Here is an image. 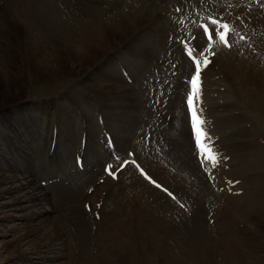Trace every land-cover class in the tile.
<instances>
[{
	"label": "bare ground",
	"instance_id": "obj_1",
	"mask_svg": "<svg viewBox=\"0 0 264 264\" xmlns=\"http://www.w3.org/2000/svg\"><path fill=\"white\" fill-rule=\"evenodd\" d=\"M100 1H102L104 5L102 8L103 10H98L96 13L103 21H101L100 25H98L96 24V18L91 16L89 18V26L92 27V30L90 32L89 28L80 29L79 34L82 36V40L80 39V41L74 37H66L63 35L61 29L64 28V26L58 18L56 12L48 3L43 4V6H45L43 7L41 4L33 6L30 4L31 2L26 1L27 3L24 4L22 1L21 5L16 6V12L12 15V17L8 19L6 23H1L3 26V28L0 29L1 119H3L5 116H8V112H10L8 107L17 105L19 108H21L23 106L21 103L22 94L25 88L24 85H26L27 81H33L42 85H49L55 83L57 80H64L65 75L70 73L74 74L72 79L79 78L78 81H80L81 84H85L87 86L89 93H92L100 100L108 102V94H125V91L121 89L120 85H117L118 83L108 76L97 75V79H94V82L90 80L91 76L94 77L92 61L96 62L97 59L101 60L104 59L105 56L108 57L107 52L108 50H111L109 48L118 42L124 41L125 39L140 43L141 46L146 45L149 52H155V58L157 60L154 58L153 60H155V62L152 63L151 61L152 64H149L151 67L148 68L149 72L151 69L153 70L152 75H154L155 70H163L164 67H167L169 71L172 66L175 68L171 69L170 72L175 71L178 75H180V69L183 67L185 70L182 72V75L183 73H193L194 68L192 67H194L193 64L195 63L189 62L188 58L184 59L183 62L179 60L181 59L183 51H185L187 55L189 51H192L193 55L201 61L202 70L199 78L203 82L212 84L213 82H216L218 78H222L219 76L221 72L225 71V76L226 74H229V76H226V78L230 81L229 87L232 90V92L230 91V95H232L240 105H244L246 108H250L253 106L251 104L257 103L254 104V107L256 109L263 110V105L261 103L263 101L262 99L264 98V0H171L172 2L168 0H151L152 2L150 4L144 5L142 7H139L140 1L142 0H112V2L108 4L104 0ZM95 2L97 1L94 0L93 3ZM162 7L165 8L162 9ZM177 9H180V11H177ZM92 13L95 12L92 11ZM212 20L218 21V24L212 25ZM199 24H202V26L208 24L210 32L216 33H219L222 30L219 27L220 24H227L229 26V31L227 32V42L230 46H225L222 44L220 42L219 35H215L211 41V44H209L208 38L204 37V34L203 36L201 35V32L198 28ZM149 31H151L150 34H148ZM193 37H195V39H193ZM205 49H208V51L204 52L203 50ZM202 52L203 54H201ZM162 54V61L158 64L160 55ZM205 57L208 61L207 65L205 66V68L207 67L206 69L203 68ZM191 58L193 59V57ZM89 60H91V63ZM107 61L108 59H106V62ZM74 65L78 67L76 68ZM78 68H80L81 71ZM156 74H160L162 77L164 75L161 71L156 72ZM171 79L174 81V77H171ZM86 81L88 83H85ZM147 84L149 85L150 83L148 82ZM212 85H215V83ZM256 89L258 94L256 93ZM203 91V88L199 90L198 99L194 104V107L199 114L200 111L208 110L209 108L215 109V107H217L216 105H210V103V107L205 108L204 105L201 104L203 103V97H201ZM209 91H211V89H209ZM211 92L216 93V90L214 91L213 89ZM217 94L220 93L218 92ZM138 95H140V91L138 92ZM251 95L254 97L253 99H251ZM149 96L150 95L147 96L148 100ZM152 99H154V97ZM171 101H174V99L170 100L169 102ZM139 102L140 98L137 97L136 103L134 104L136 108H138V105L139 107H141V105L143 106L144 110L142 116L145 117L147 115H152L153 111L149 107L148 103H146L144 99L142 100V103L145 102L146 104H140ZM227 105L228 103L224 102L223 104L219 105L218 109L226 107ZM231 106L233 107V105ZM258 106L260 107L257 108ZM228 107H230V105H228L226 108ZM243 107L241 106V109H243ZM110 108L116 112L115 107ZM252 111L254 113V109H252ZM63 112L66 116V118H62L64 120L63 124L66 128L63 132L65 136H69L71 133L69 131L71 129H68L69 127L67 123L70 113H67V111L64 110ZM83 112V118H85L83 119L84 127L83 129L81 127L78 128L80 130L82 129V133L78 135L76 142V157L81 162L85 158L82 157L84 156V146L86 148L89 147L93 151L91 156H93V161L96 163V161L99 159L94 158L97 157L95 155H98L100 148H98L99 145L96 144L97 142L95 139L94 141L96 143L92 142L91 136L93 133H95V131L92 127L90 116L88 118L89 114L87 110ZM256 114L257 111L255 115ZM96 115L98 116V114ZM130 119L134 120L137 118L134 116ZM136 121L138 122V120ZM253 121L254 120H252V124ZM78 123L80 122L78 121ZM4 126H6V124ZM161 126L162 125L157 126L156 129H153V135L158 137L157 135L161 134L164 136V140H170L169 137L171 134H169L165 128L162 129ZM254 127L257 128L256 126ZM258 132L260 134V131ZM77 133L78 131L76 130V134ZM59 134L60 133H58V135ZM117 134L118 133L116 132V135ZM93 137H96V135L92 136V138ZM182 138L178 135H175L177 143H174V147L176 151L172 150V152L174 151L177 153L176 156L180 155L179 153H181V155L178 156L179 158L181 156L184 157V154H189V149L187 147L188 141L185 139L183 140ZM151 139L152 134L148 139V144H146L145 140L143 142V144H145L144 146L146 151L152 147L153 149L155 148V150H158L160 147L156 148L154 145L150 148L149 145L151 144ZM157 139L161 140L162 136L158 137ZM256 141H258V139H256ZM214 142L212 141V143ZM22 143L23 142H20V145ZM157 144L158 143H156V145ZM163 148L165 149V147ZM263 148L264 146L262 149ZM149 152L153 154L151 150ZM164 152H166V149ZM88 155L87 157H89ZM173 155L174 159L175 154ZM216 156L218 155L216 154ZM189 158L191 159V157ZM195 158L196 161H193L194 163H191V165L189 164L190 166L188 165L186 172H192L195 170L194 172L197 174V180L202 181L204 179V175H207L206 164H203V160L201 161L197 156ZM217 158L220 159L219 156ZM36 159L39 158L36 156ZM100 162L101 161L99 160L96 164V166H99L96 168V171H92L87 175L83 174L84 176L81 174L80 181H78L76 184L69 183L68 189H61V193H59V195L54 194V197L51 198V207H49L50 212H53L54 214V220H50L48 223L50 225L45 228H42L41 226H45L47 224H42L41 220L44 216H47L48 213L46 211H42L40 208L42 203H46L50 197L48 195L50 194L46 192L45 189H43L45 187L42 188V192L40 193L38 191L40 188H37L29 180V175L26 173L27 171L18 175L13 172L12 169H10V163L7 165H0V197L12 195L15 192L18 194L16 196H12L10 203H7L6 205L0 204V237L10 238L9 241L5 243V245H8L11 249H14L11 261H13L15 264H18L19 262H27L29 260L35 261V259H49L55 261V263L58 264H132L133 260L135 261V257L140 258L143 256L144 258H148L147 255H151L157 258L159 264H170V261L175 259H167V257H169L167 256V252L170 250L169 244L162 238V232L155 229V223L160 221V219H158L155 215L158 209L155 212L156 209L154 208L152 201L153 192L144 191V189L148 190V188L145 187L140 190L137 188L138 191H135L136 189L134 190V187L136 188V185L138 184L137 181L139 180H136L130 176L131 172H128L129 169L127 170V168L130 167L124 168L123 171L116 170V168L112 171L113 173L116 172V176L114 175V177L116 178L119 188L112 186V180L111 183H108L109 181L107 178L102 179L103 182L105 180L108 181L104 182V185L107 184V187L103 189L104 191H107V188L111 186V188H108L109 192L107 191L108 194H106L105 197L107 195L112 196L113 194L109 201L106 203L103 202L108 197H104L103 199L102 188L104 185L102 186V181L99 178L101 171H99L100 173L97 172L100 169ZM151 163L155 176L160 175L161 178H163L165 176L164 166H158L159 164H157L156 161H151ZM69 164L71 163L69 162ZM198 169L204 170L201 173L198 171ZM28 173L30 174V172ZM52 173L48 175L49 178H47V180H52L54 176L55 178H58L57 173ZM203 173L205 174L203 175ZM138 174L141 175L142 173L140 174V172H138ZM210 176L214 180V175H212V172ZM142 177L148 181V175L145 172ZM206 179L204 180L207 186ZM47 180L45 179V182H47ZM199 181L198 184L201 183ZM198 184L196 185L197 189H200ZM183 186H185L184 183ZM192 187L193 186H191V188ZM195 187H193V189ZM80 188H82V190H79ZM26 191L28 193L23 195ZM211 191L214 190L211 189ZM208 192L211 196L210 191H207V194ZM194 195H196V193ZM101 199L103 200L101 201ZM183 201L185 204L188 203L185 200ZM261 201H264V195ZM88 202H91V204L87 205ZM173 202H175V200ZM173 202H171L172 205ZM30 205H32V210L34 211L28 212ZM105 205L108 207L107 210H109L106 214L104 213ZM186 206L189 208V211L194 214L192 208L194 209L195 205L188 203ZM206 206L209 207V203H207ZM221 210L220 207L214 208V211H211L208 214L212 213V215H215L220 212V215L222 213ZM257 210L260 211V213H264V203L261 204L260 208ZM159 214L160 213H157L158 216ZM214 215L213 217H215ZM253 218V225L262 226V224H264V214L255 216ZM186 219L188 218L185 217V221ZM163 220H165V218ZM216 220L220 221L219 216ZM160 223L158 222V224ZM15 226L17 228L21 226V229L18 230L15 228ZM214 226L208 227L212 229ZM208 227L205 228H207L208 233L212 234L213 236V231ZM194 232L196 234L190 233L193 235L191 240L192 247L202 255L205 254L208 256L211 254L210 248H212V246H208L207 239V244L205 239H201L202 242H205V245H203L202 252L199 249H202L201 245L203 244L198 237L201 234L203 235L202 229L194 230ZM132 233H135L134 236L131 235ZM67 234L73 238V245H70L72 246L70 249H68L67 246L69 245V237ZM216 236L217 235L215 233V237ZM168 237L170 236L168 235ZM209 241L211 243L213 242L210 239ZM156 242H158L160 246L156 244ZM136 243L141 244L139 245ZM61 247H63L65 250L64 255L61 251ZM57 250H60V254H62L64 258L63 260H58L57 252L54 253ZM140 259H142V257ZM143 260L146 262L147 259ZM214 261L216 262L217 260ZM0 264L6 263L0 262ZM171 264H173V261Z\"/></svg>",
	"mask_w": 264,
	"mask_h": 264
},
{
	"label": "rangeland",
	"instance_id": "obj_2",
	"mask_svg": "<svg viewBox=\"0 0 264 264\" xmlns=\"http://www.w3.org/2000/svg\"><path fill=\"white\" fill-rule=\"evenodd\" d=\"M22 1L24 4L31 2L30 4L33 6L40 4L43 6V4L46 3L51 5L64 26V28L61 29L63 35L66 37H74L79 39V41L80 39L82 40V36L79 34L80 29L89 28L90 32L92 30V27L89 26V18L91 16L96 18V24L98 25L103 21L96 13L98 10H103L102 8L104 5L100 0H96L97 2L95 3H93L94 0H0V29L3 28L2 24L6 23V21H8V19H10L16 12V6L21 5ZM104 1H106L107 4L112 2V0ZM168 1L172 2L171 0ZM151 2V0H142L140 1L139 7L150 4ZM165 7H162V9ZM92 11L95 13H92ZM199 31L202 35L201 27H199ZM150 33L151 31H149L148 34ZM109 49L111 50H108L107 52L108 57L105 56V58L101 60L97 59L96 62L92 61L94 77L91 76L90 80L94 82V79H97V75L108 76L114 79L118 83L117 85H120L121 89L125 91V94H108V102L100 100L92 93H89L87 86L78 81L79 78L72 79L74 74L68 73L65 75L64 80H57L55 83L49 85L27 81L26 85H24L25 88L22 94L21 103L23 106L19 108L17 105H12L8 107L10 111L8 112V116H5L3 119L0 117V165H7L10 163V169L18 175L27 171L26 173L29 175V180L32 184L37 188H40L38 191L41 193L42 188L45 187L43 189L50 194L48 195L50 197L46 203L44 202L41 204L40 209L48 213V215L44 216L41 220L42 224L47 225L41 227L45 228L50 225L48 223L54 217L53 212L51 213L49 209V207H51L50 203L52 204L51 198L54 197V194L59 195L61 189H68L69 183L76 184L80 181L81 174L87 175L92 171H96V168L99 167L96 166V164L100 160V169L97 172L100 173L99 171H101L99 178L102 181V186L104 185V182L109 181L108 183H111L112 180V186L119 188L116 178L114 177V175L116 176V172L110 175L109 172L106 171L108 165H112V170L117 168L119 171H123L124 168L130 167L127 168V170L129 169L128 172H131L130 176L139 180L137 181L138 184L136 185V188L134 187V190L136 189L135 191H138V189L140 190L145 187L148 188V190L144 189V191L153 192L152 201L154 208L156 209H154L155 212L157 209L159 211V208L161 212L164 211L163 213L160 211L156 212L155 215L160 219L158 222L161 223H155V229L162 232V238L168 242L170 250L167 252V256H169L167 259L175 258L172 260L173 264H264V224H262V226L253 225V217L264 214L257 210L260 208V205L264 203V201H261L264 195V148L262 149L264 146V98L261 103L263 105V110L254 107V104L257 103L251 104L253 105L251 106L252 109H254L253 113L250 106V108H246L244 105H240L238 101L230 95V91L232 92L229 87L230 81L226 78L229 74H226L225 76V71L221 72L219 76L222 78H218L216 82H213L215 85H212L213 83L210 84L202 81L200 86L204 91L201 95V97H203V103L201 104L204 105L205 108L210 107V105L217 106L215 109L209 108L208 110L200 111L202 117L200 118L205 121L203 126L204 131L207 133L208 137H210V139L204 140L203 143H207V147H211L213 153L215 152V155L217 154L221 159L217 158L218 163L213 166L211 162L204 161V158L196 147L191 128V116L187 112L186 99L188 93L191 91L188 81H190V78L195 73V68L192 67L194 68L193 73H183L182 75V72L185 70L183 67L180 69V75H178L175 71L170 72V70L173 69V66L172 68L169 67V71L167 67H164L163 70H155L154 75H152L153 70L151 69L150 72L148 71V68L151 67L149 64L151 61L154 63L157 59L155 58V52H149L146 45L141 46L140 43L125 39L124 41L112 45ZM162 57L163 54L160 55L158 64L162 61ZM154 58L155 60H153ZM186 58L188 57L182 52L181 59L179 60L183 62ZM106 59H108L107 62ZM89 62L91 63V60H89ZM74 67L77 68L78 66L74 65ZM206 68L204 67V69ZM158 71H161L162 74H164L163 77L160 76V74H156ZM171 77H174V81ZM148 82L150 83L149 85L147 84ZM85 83L88 82L86 81ZM209 89H211V91H213V89L214 91L216 90V93H212ZM138 90L140 91V95H138ZM218 92L220 94H217ZM256 93L258 94L257 89ZM148 95H150L149 100L147 99ZM137 97L140 98V104L148 103L153 111L152 115H147L145 117L142 116L144 110L143 106L141 105V107H139L138 105V108H136L134 104L136 103ZM153 97L154 99H152ZM253 98L254 97L251 95V99ZM143 99L146 103H142ZM173 99L174 101L169 102ZM224 102H227L230 107L226 108L227 105L226 107L218 109L219 105ZM231 105H233V107ZM241 106H244L243 109H241ZM110 107H115L116 112ZM259 107L260 106L257 108ZM76 108L80 109L77 110ZM63 110L70 113L67 123L69 127L68 129H71L69 131L71 132L69 136H65L63 132L64 129H66L63 124L64 120L62 119L66 118ZM86 110L89 114L88 118L90 116L91 124L95 131L92 136L96 135V137L93 138L91 136L92 142H97L96 144H98V148H100L98 155H95L97 157L94 158L99 159L96 163L93 161V156H91L93 151L89 147H87V149L84 146V156L82 157L85 158L82 160L83 162L79 163V160L76 157V142L78 135L82 133L81 130L84 127L83 119L85 118H83V111ZM256 111L257 114L255 115ZM96 114H98V116ZM134 116H136L137 119H130ZM136 120H138V122ZM252 120H254L253 124ZM78 121L80 123H78ZM5 124L6 126H4ZM160 125H162V129L165 128L166 131L171 134L169 137L171 141L168 139L164 140V136L161 134L157 135L158 137L162 136L161 140L153 135V129H156L157 126ZM79 127L82 129H78ZM75 129L78 131L77 134ZM115 131L118 133L117 135ZM258 131H260V134ZM58 133L60 134L58 135ZM151 134L152 139L149 146L150 148L153 145L156 148L160 147L158 149L159 151L157 149L155 150V148L153 149V147L147 151L145 149V144H143V142L145 140L146 144H148L147 142ZM175 135H178L181 138L183 137V140L185 139L188 141L187 147L190 155L187 153L186 155L184 154V157L181 156L179 158L178 156H180L181 153L176 156L177 153L174 151V153L172 152V150L176 151L174 147V143H177ZM256 139H258V141H256ZM19 140L20 142H23L21 145ZM212 141L215 142L212 143ZM156 143L158 144L156 145ZM163 147H165L166 152H164L165 149ZM150 150L153 154L149 152ZM173 154H175L174 159ZM87 155L89 157H87ZM36 156L39 159H36ZM196 156L201 161L203 160V164H206L208 177L211 175V172L212 175H214V180L211 176L209 177V180L207 175L203 173V175L205 174L204 179H208H206L207 186L204 179V181L202 180L203 182L197 180V174L194 172L195 170L192 172H186L188 165H191V163L196 161ZM189 157H191L192 160ZM146 160L149 161L147 162ZM123 161L127 163H124ZM151 161H156V163L159 164L158 166H164L165 176L163 178H161L160 175L155 176ZM69 162L71 164H69ZM121 164H123V167H120ZM182 168H184L185 171ZM203 170L198 169L201 173ZM143 171L148 175V181L142 177L144 174ZM28 172H30V174ZM52 172L57 173L58 178H55L54 176L52 180H47V178H49L48 175ZM138 172H140V174L143 173L141 174L142 176L139 175ZM106 178L108 181L105 180L103 182L102 179ZM45 179L47 182H45ZM198 181L201 183L198 184ZM195 182L199 185L198 187L200 189H197V184ZM183 183L185 186H183ZM157 185H159V187ZM191 186L196 187L193 189ZM106 187L107 184L102 188L103 199L109 192L108 188H111V186H109L107 192L106 190H103ZM165 189L167 191H165ZM211 189L214 191H211ZM79 190H82V188ZM207 191H210L211 196L209 195V192L207 194ZM26 193L28 192L26 191L23 195ZM169 193H171V197ZM195 193L196 195H194ZM16 195L18 194L15 192L12 195L0 197V204L6 205L7 203H10L12 196ZM112 196L107 195L105 198H108L103 202L106 203ZM103 199H101V201ZM174 200L175 202H173ZM183 200L195 205V211L192 208L194 214L189 211V208L186 206L188 203L185 204ZM170 201L173 202V205ZM207 203H209V207L206 206ZM88 204L90 205L91 202H88L87 205ZM218 207H220V210L222 208L221 216L219 215L220 212L215 215L213 214L215 217H213L212 213L208 214L209 212L214 211V208ZM29 208L28 212L34 211L32 210V205H30ZM107 209L108 207L105 205V214L109 211ZM157 213H160L159 216ZM217 215L219 216L220 221L216 220L218 217ZM185 217L188 218L186 221ZM164 218L165 220H163ZM186 224L190 226L188 227ZM16 226L15 228H17ZM208 226L214 227L210 229ZM205 227H208L213 231V236L208 233L207 228ZM17 229L20 230L21 226ZM198 229H202L203 231V235L201 234L203 237L201 235L198 236L201 243H203L201 245L202 249L199 248L200 251L202 252L203 245H205V242H202L204 239L206 244L208 240L209 247L212 246V248H210L211 254L208 256L200 254L192 247L191 240L193 235L190 233H195L194 230ZM167 233L170 237H168ZM215 233L218 238L217 236L215 237ZM134 234L135 233H132L131 235L134 236ZM204 234H207L208 236H205ZM67 235L69 237V245L67 246L68 249H70L72 247L70 245H73V238L69 234ZM9 239L10 238L8 237H0V262L15 264L11 261L14 249L5 245ZM209 239L213 242L211 243ZM158 242H156V244L159 245ZM136 244L140 245L141 243ZM61 251L64 255L65 250L63 247H61ZM56 252L58 260H63L64 258L63 255L60 254V250H57L54 253ZM147 256L148 258L141 256L142 259H140L141 257H135V261L133 260L132 264H159L156 257L151 255ZM143 259H147L148 262L147 260V263L144 262ZM214 260L217 261L215 262ZM172 261H170V264ZM18 264L58 263L49 259H35V261L29 260L27 262H19Z\"/></svg>",
	"mask_w": 264,
	"mask_h": 264
},
{
	"label": "snow or ice",
	"instance_id": "obj_3",
	"mask_svg": "<svg viewBox=\"0 0 264 264\" xmlns=\"http://www.w3.org/2000/svg\"><path fill=\"white\" fill-rule=\"evenodd\" d=\"M177 11H180V9H177ZM211 24L217 25L218 21L212 20ZM202 27L204 28V34L208 36L209 44H211V41L213 40L215 35H219L220 42L225 46H230L227 42V32L229 31V26L227 24L219 25V27L223 30L219 33L210 32L208 25H204ZM193 39H195V37H193ZM203 51L207 52L208 49H205ZM201 54H203V52ZM188 55L193 57L196 64L195 73L192 75L191 80L188 82L191 86V91L188 93L186 99L188 111L191 116V128L194 135L196 147L199 150L201 156L204 158V161H209L213 164V166H215L218 163L216 155L213 153L211 148H208L207 145L203 143L204 140L210 139V137H208L207 133L204 131L203 128L205 121L200 118V114L194 107L195 101L198 99V92H199L198 80L202 70L201 61L196 56L193 55L192 51H189ZM207 62L208 61L205 57L204 66L207 65ZM120 167H123V164H121ZM106 171H108L110 175L114 174L112 171V165H108ZM157 186L159 187V185ZM165 191L167 190L165 189ZM169 195H171V193H169Z\"/></svg>",
	"mask_w": 264,
	"mask_h": 264
}]
</instances>
